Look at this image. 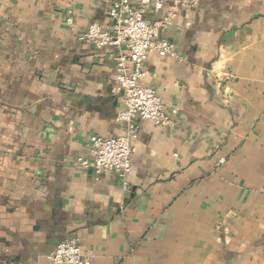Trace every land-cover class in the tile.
Masks as SVG:
<instances>
[{
	"label": "crops",
	"instance_id": "crops-1",
	"mask_svg": "<svg viewBox=\"0 0 264 264\" xmlns=\"http://www.w3.org/2000/svg\"><path fill=\"white\" fill-rule=\"evenodd\" d=\"M112 1L0 0V264L70 239L90 264H264V0H179L160 33L179 59L150 54L142 80L177 112L131 121L125 177L78 163L129 135L123 50L78 40Z\"/></svg>",
	"mask_w": 264,
	"mask_h": 264
},
{
	"label": "built area",
	"instance_id": "built-area-1",
	"mask_svg": "<svg viewBox=\"0 0 264 264\" xmlns=\"http://www.w3.org/2000/svg\"><path fill=\"white\" fill-rule=\"evenodd\" d=\"M170 3L171 7L164 15L150 22L145 18L148 8L160 11L162 0H139L136 4L130 0H114L107 7L105 21L102 24L92 23L78 36L79 41L95 49L117 47L123 50L116 64L113 90L122 95L124 105L116 120L128 125L129 135L108 139L93 136L89 139L90 159H79L78 163L81 167L91 168L95 175L115 173L125 177L129 174L133 153L129 136L134 118L165 126L169 116L177 112V109L166 111L155 91L142 84L146 75L144 63L150 54L178 58L174 45L160 38L161 31L177 17L179 0H170ZM49 260L54 264H90L77 239L58 244L49 255Z\"/></svg>",
	"mask_w": 264,
	"mask_h": 264
}]
</instances>
